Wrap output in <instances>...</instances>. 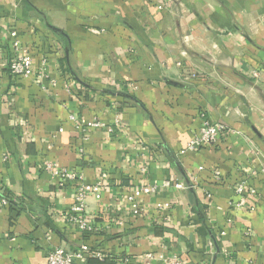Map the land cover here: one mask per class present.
<instances>
[{
	"label": "crops",
	"instance_id": "crops-1",
	"mask_svg": "<svg viewBox=\"0 0 264 264\" xmlns=\"http://www.w3.org/2000/svg\"><path fill=\"white\" fill-rule=\"evenodd\" d=\"M202 113L225 129L180 154ZM80 184L93 232L66 222ZM0 197V264H264V0H0Z\"/></svg>",
	"mask_w": 264,
	"mask_h": 264
},
{
	"label": "built area",
	"instance_id": "built-area-1",
	"mask_svg": "<svg viewBox=\"0 0 264 264\" xmlns=\"http://www.w3.org/2000/svg\"><path fill=\"white\" fill-rule=\"evenodd\" d=\"M10 36L12 38V47L14 49V57L9 65L10 75L16 78H33L36 80L41 74L36 75L33 67L32 57L28 54H21L19 42L16 39V32L11 31ZM45 70L44 63L41 64L39 71L43 72ZM53 84H55L53 82ZM202 121L200 128L197 133L193 135V137L186 143V146L180 151V154H183L187 151H194L200 147L212 145L215 143L218 135L221 131L225 129L224 125L221 123H213L209 120V118L202 113L201 115ZM70 120L78 123V120L75 119L73 115H70ZM119 120L115 119V126H118ZM86 127H105V124L96 119L91 120L90 122H86L83 124ZM108 130H112L108 127ZM45 168L50 170V173L53 177L58 179V184L62 185L64 179L74 178L75 174L67 169L53 167L50 164H45ZM216 174H218L216 172ZM171 184L169 182H165L164 186L169 187ZM177 189H183L184 185L182 183H174L173 185ZM155 190V187H139L136 188L133 193L128 197L130 202L131 209L134 211L140 210L137 198L142 193H150ZM243 190V186L239 184L237 186L236 191L241 193ZM98 185H87L80 184L76 190V202L70 208V211L66 213V222L73 225L80 231L93 232L94 227L88 223L87 218L84 216V198L86 195L91 194L93 197L98 199L99 195ZM249 192L253 193V189H249ZM7 199L5 197H0V205H6ZM96 259L100 262L106 259L105 254L100 250H90L87 246L82 245L76 252L70 253L66 251L61 246H57L52 248L46 257L45 264H77V261H82L86 259ZM125 262H128V259H125Z\"/></svg>",
	"mask_w": 264,
	"mask_h": 264
},
{
	"label": "trees",
	"instance_id": "trees-1",
	"mask_svg": "<svg viewBox=\"0 0 264 264\" xmlns=\"http://www.w3.org/2000/svg\"><path fill=\"white\" fill-rule=\"evenodd\" d=\"M91 260H94V261H96V262H100V261H98V260H96V259H91ZM104 262H106L107 263V258L104 260V261H102L101 263H104Z\"/></svg>",
	"mask_w": 264,
	"mask_h": 264
}]
</instances>
